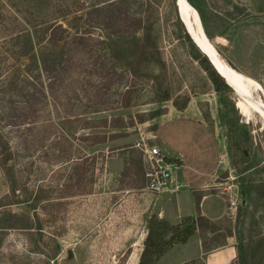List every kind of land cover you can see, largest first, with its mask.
Listing matches in <instances>:
<instances>
[{
  "label": "rangeland",
  "instance_id": "1",
  "mask_svg": "<svg viewBox=\"0 0 264 264\" xmlns=\"http://www.w3.org/2000/svg\"><path fill=\"white\" fill-rule=\"evenodd\" d=\"M112 1L123 27L113 22L116 14L98 17L93 12L95 5ZM146 1L0 0V85L15 59L10 38L25 28L39 30L52 22L72 35L89 36L78 47L71 69L64 62L62 72L41 75L33 70L29 79L19 76L12 94L0 89V128L10 143L15 182L13 205L0 201V264H138L146 232L142 219L125 207V191L134 186L132 181L137 187L142 180L145 187L141 145L165 150L180 179H188L185 190L208 180L210 192L223 195L225 217L217 225L221 232L206 242L210 237L216 246L225 242L230 223L236 245L241 243L245 251L257 242L264 246V93L251 92L253 107L246 117L233 90L221 86L215 91L203 69V55L185 36L174 0H151L149 7L163 69L136 64L141 39L136 32L139 23L144 25ZM190 1L192 5L183 0L193 18L185 10L190 28L199 32L201 27L226 65L264 92V0ZM155 76L172 97H190L185 111H176L170 102L153 103ZM126 86L129 106L121 108ZM92 111H102L91 121L96 126L127 127L92 131L105 143L94 154L88 147L95 139L81 133L90 123L86 113ZM118 164H124L123 172L114 176ZM1 176L0 199L9 192ZM236 198L231 211L229 200ZM209 202L222 204L220 199ZM167 208L173 216L171 206ZM25 224L30 229H21ZM196 254V241L190 239L153 264H176Z\"/></svg>",
  "mask_w": 264,
  "mask_h": 264
},
{
  "label": "trees",
  "instance_id": "2",
  "mask_svg": "<svg viewBox=\"0 0 264 264\" xmlns=\"http://www.w3.org/2000/svg\"><path fill=\"white\" fill-rule=\"evenodd\" d=\"M122 1V0H121ZM191 5V1L187 0ZM112 1L105 5H95L93 7V12L99 15L106 14L107 17L109 15L116 14V5ZM151 0H147L146 7L143 10L144 14V25H140L138 27V32L141 33V39L139 41V52L138 57L136 60V64L138 63H145L148 65H155L161 69H163L164 65L160 60V51L158 47V35L157 30L155 29V23L150 17L149 7H150ZM200 16V20L203 26V29L209 38V35L206 31L204 19L198 11ZM114 23H116L119 27L124 26V21L121 17L116 14L114 16ZM142 23V24H143ZM41 24V23H40ZM41 29H37L38 26H33L31 29L25 28L23 31L17 33L15 37L10 38L11 42L13 41V45L9 48L10 56L14 57V63L10 67H7L5 70V75L3 78V83L0 85V89L4 93L8 92L12 94L13 88H16L18 84L19 76L28 77V74L31 73L33 70H38V72L43 75L45 74H52L53 72H62L64 67V62L69 64L70 66L68 69H71L73 66V61L75 60L76 51L79 46H83L85 41L88 40V34L86 33H74L73 35L70 33V29L64 28L61 24L58 23H43ZM28 27V25H25ZM35 32H33V30ZM34 33V35H33ZM50 33V36L47 34ZM188 41H190L189 37L185 35ZM39 41V42H38ZM10 43V42H9ZM204 56V55H203ZM201 58V63L204 65L203 69L207 73L209 79L211 80L212 84L214 85L215 91L220 92V87L222 86L224 89L228 87L224 84L223 80L215 73L209 62L207 61L206 57L204 56ZM6 59V57H3ZM23 60V61H22ZM25 62V63H23ZM61 68V69H59ZM132 70V71H131ZM130 70L134 72V69ZM153 80L154 89L156 91L155 99L153 103H161V102H170L172 107L178 111L183 112L186 110L189 102V96H180L177 95L172 97L170 90L168 88H164L162 84L159 83L157 77H151ZM129 91V87L126 86V89L119 101V107L121 108H128V97L127 93ZM24 92V91H23ZM41 93H43V88H41ZM118 109V108H117ZM102 111H92L86 113L88 115V122L86 123L84 128H81V133L87 131V136H93L95 139L93 145L88 147L89 153L94 154L93 149L96 146L104 145V142H100L99 139H104L98 137V135L91 134L92 131L97 129H111L116 131H123L127 127L120 125V126H108L106 125H94V117L96 114L101 113ZM81 117V115H79ZM103 157H104V153ZM12 151L10 147L9 140L5 137L4 131L0 128V174L3 178L4 182L8 184L9 192L4 195L0 199L1 202L7 203V206L13 205L11 202L13 201L14 197V187L15 182L11 179V175L13 174L12 165H10ZM245 155V154H244ZM86 159V158H85ZM137 173L141 168V161H137ZM135 181L131 182V185L135 186ZM133 187V186H132ZM141 188V187H139ZM15 200V199H14ZM196 210H197V217L196 218H185L181 222L175 225H171L165 220L159 219L156 215H152L145 220V227H146V237L143 240V248L140 253L138 264H153L159 258H161L168 250L174 248L175 246L183 245L188 242L190 238L195 236L196 234L199 235L201 239V246L204 253H207L214 248H216V240L210 237L209 242H206L205 238L208 236H216L221 232V228H218L217 225L222 222L223 219L217 220L215 222H210L204 217L200 216L199 213V200H196ZM9 216L11 218H16L17 215L9 212ZM229 227L225 228L228 231V234L225 235V238H229L232 236V228L231 224L229 223ZM21 229H30L29 224H25L21 226ZM237 258L234 264H263V253H264V246L261 242H257L256 245L245 251L244 246L241 243H237ZM199 260V259H197ZM197 260H195L197 262ZM201 260V259H200ZM195 261H192V264H196Z\"/></svg>",
  "mask_w": 264,
  "mask_h": 264
},
{
  "label": "crops",
  "instance_id": "3",
  "mask_svg": "<svg viewBox=\"0 0 264 264\" xmlns=\"http://www.w3.org/2000/svg\"><path fill=\"white\" fill-rule=\"evenodd\" d=\"M155 146H158L160 148V145H155ZM160 150L163 153L165 152V150L162 148H160ZM174 155L175 152H173V156ZM111 159H118V158L117 156L109 158L107 162L108 165H110ZM123 168H124V164L123 165L118 164L116 167L113 168L112 174L114 176H118L123 172ZM196 176L198 177L200 176V174H196ZM175 177H176V184L179 186V188L173 191H166L165 193L158 196L151 195L146 191H144V187H143L144 184L142 180L139 181L137 187L134 188L133 186L132 188H129L125 191V192H129L128 193L129 196L125 202V207L132 210L131 215L137 216L138 219L139 218L142 219L141 226L143 233L146 232L145 220L152 215H156L159 219L165 220L171 225L178 224L185 218H189V217L196 218L198 214L196 210V202H195L196 200H199V213L201 217H204L210 222H215L225 217V207H226L225 199L221 193L219 195L210 192L212 190H210L209 188H211L212 185L210 186L208 180L206 181L202 180L200 184L193 186L192 188L189 189V191H187L185 190V188H187L188 179L184 177V179L186 180L183 181L182 178L180 179L181 175L179 177L178 174ZM169 194L170 196H173L172 199H170L169 197L168 198L165 197L166 195ZM211 199H215V200L220 199L222 200V204L217 205L213 202H209ZM184 205L186 206L185 210H184ZM168 206H171V209L173 210V216L171 217H169L168 215L169 214L167 208ZM182 208H183V213H182ZM190 239H194L196 241L197 254L192 258L184 259L176 264H186L188 262L195 261L201 258H204L203 264H234V262L236 261L237 248H236V242L233 237L226 238L225 242H223L220 245H217L216 248H214L213 250L207 253H204L202 250L201 239L198 234H196ZM188 242L179 246L182 247L187 246ZM134 243L135 240H132L131 245H129L130 254L133 253L132 247ZM137 249L138 247L136 248V250Z\"/></svg>",
  "mask_w": 264,
  "mask_h": 264
},
{
  "label": "built area",
  "instance_id": "4",
  "mask_svg": "<svg viewBox=\"0 0 264 264\" xmlns=\"http://www.w3.org/2000/svg\"><path fill=\"white\" fill-rule=\"evenodd\" d=\"M143 160L144 190L151 195H161L179 188L176 184V163L169 161L158 146L139 147ZM237 198L229 200V210H235Z\"/></svg>",
  "mask_w": 264,
  "mask_h": 264
},
{
  "label": "bare ground",
  "instance_id": "5",
  "mask_svg": "<svg viewBox=\"0 0 264 264\" xmlns=\"http://www.w3.org/2000/svg\"><path fill=\"white\" fill-rule=\"evenodd\" d=\"M174 1H175V5H176V2L178 4V5H176L177 13H178V11H180L181 15L183 17H185L184 13H185V10L187 11V9L185 7L186 5L184 6V4H183V0H174ZM184 7H185V9H184ZM190 12L191 11H187V13L190 14V15L189 14H187V15H188L189 19H193V18H191ZM178 16H179V14H178ZM185 20H187L186 23H187L188 29L192 33L193 39L195 41H197V43L202 47L203 50H200L194 43L193 44L196 46V48L200 51V53L202 55H204L203 54L204 52H202V51H205L206 53L213 56L212 61H213L214 65L228 79L229 83H231L232 85H234L236 87L235 93L238 97V104L241 107V111H242L243 115L248 117L250 109L253 107L252 104L248 101L249 97L251 96V92L256 91V92H260L261 94H263L264 92H263L262 88L260 86H258V84L253 82L252 80L247 79V78L245 79V77H243L240 73H238L234 69L228 67L226 65V63L222 60V58L215 52V50L211 46V44L208 42V40L206 39V37L203 34L202 28L199 27V32H197L196 30H193L190 28V25L188 24V22H189L188 18L185 17ZM261 110H262V108H261ZM261 113L264 116V112H261Z\"/></svg>",
  "mask_w": 264,
  "mask_h": 264
},
{
  "label": "water",
  "instance_id": "6",
  "mask_svg": "<svg viewBox=\"0 0 264 264\" xmlns=\"http://www.w3.org/2000/svg\"><path fill=\"white\" fill-rule=\"evenodd\" d=\"M176 5H178L177 2H176ZM178 14H179L180 22L182 23V25L184 26V28H185V30H186V33H187L186 35L189 37L190 40L193 41V43H194V44H195L200 50H203L202 47L197 43V41H195V40L193 39L192 33H191V31L188 29L187 23L184 21L182 15H181V13H180V11H178ZM198 20H199V18H198ZM199 23H200V22H199ZM194 25H195V23H194ZM202 52H204V53H203L204 56H206L208 62L211 64V66L213 67V69L215 70V72L218 74V76L223 80L224 84H225L229 89H231V90H233V91L235 92L236 87H235L234 85H232L231 83H229L228 79H227V78L221 73V71H219V70L217 69V67L214 65V63H213V61H212V57H213V56L210 55V54H208V53H206L205 51H202ZM245 154H246V153H245Z\"/></svg>",
  "mask_w": 264,
  "mask_h": 264
}]
</instances>
